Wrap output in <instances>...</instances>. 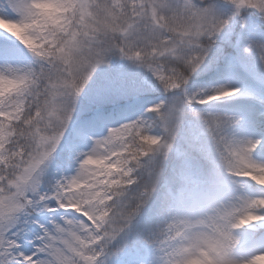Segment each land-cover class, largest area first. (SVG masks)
Returning <instances> with one entry per match:
<instances>
[{
	"label": "snow or ice",
	"instance_id": "snow-or-ice-1",
	"mask_svg": "<svg viewBox=\"0 0 264 264\" xmlns=\"http://www.w3.org/2000/svg\"><path fill=\"white\" fill-rule=\"evenodd\" d=\"M0 264H264V0H0Z\"/></svg>",
	"mask_w": 264,
	"mask_h": 264
}]
</instances>
